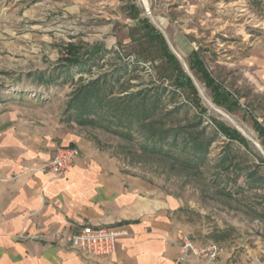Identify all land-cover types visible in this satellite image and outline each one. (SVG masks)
Listing matches in <instances>:
<instances>
[{
  "label": "rangeland",
  "instance_id": "374dc122",
  "mask_svg": "<svg viewBox=\"0 0 264 264\" xmlns=\"http://www.w3.org/2000/svg\"><path fill=\"white\" fill-rule=\"evenodd\" d=\"M69 46L82 60L80 68H64ZM192 53L227 104H216L191 70ZM38 75L51 83L38 84ZM96 78L110 83L116 97L148 90L152 100L159 98L155 120L166 128L190 126V138L210 142L207 166L189 174L144 152L146 140L137 131L129 140L105 127H83L132 175L155 182L182 205L183 236L198 246L210 241L224 251L236 248L238 255L244 246L264 242V139L255 128H264V0H0V101L24 95L62 104ZM109 120L105 116L100 124ZM218 124L245 143L229 142ZM184 139L187 133L178 147Z\"/></svg>",
  "mask_w": 264,
  "mask_h": 264
},
{
  "label": "crops",
  "instance_id": "0c3cea01",
  "mask_svg": "<svg viewBox=\"0 0 264 264\" xmlns=\"http://www.w3.org/2000/svg\"><path fill=\"white\" fill-rule=\"evenodd\" d=\"M66 102L24 95L0 101V264H201L176 263L186 229L179 221L182 205L155 182L132 175L68 120ZM59 147L79 154L65 177L55 179L46 166ZM83 226L122 232L115 252L90 257L34 239ZM235 249L216 264H264L262 240L255 249L244 246L243 255Z\"/></svg>",
  "mask_w": 264,
  "mask_h": 264
},
{
  "label": "trees",
  "instance_id": "16d2710c",
  "mask_svg": "<svg viewBox=\"0 0 264 264\" xmlns=\"http://www.w3.org/2000/svg\"><path fill=\"white\" fill-rule=\"evenodd\" d=\"M158 38L162 46L163 53L168 56L170 60L174 61V57L167 54L165 48V42L160 36H154ZM69 52L71 55L70 60L65 61V67L82 65V60L78 56L77 50L73 46H69ZM98 50L96 51V53ZM191 70H194L203 80L205 85L211 89L215 96V103L225 105L228 98L224 93H220L219 86L215 84L210 74L203 65V62L194 53L191 54ZM38 84L49 85L51 79L45 78L42 75H38L36 78ZM183 86V84H179ZM185 85L193 89L189 81L185 82ZM127 91H123L120 94H125ZM151 92L148 90H142L125 94L123 96H115L113 86L104 79L96 78L88 81L85 84L78 86L71 94L69 100L65 104L64 114L68 120L74 122L81 127L86 126H99L109 129L117 136H121L125 139L132 138L133 131H137V135L145 139L146 142L140 145L144 152L151 153L150 155L161 157L171 161L173 165L179 166L181 172H187L190 174H201L200 169L207 166L209 162L208 147L210 142L206 146L198 143L197 139L190 138L188 135V129L190 126H184L180 128H166L164 124H161V120H155L157 111V104L159 98L154 97L151 99ZM177 111L168 112L167 115H172ZM105 116H109L111 120L107 121L106 126L100 124V121ZM114 125V126H113ZM259 135L264 139V128L258 123L255 124ZM217 130L220 134H223L229 142H236L237 144H244V139L235 131H231L225 126L218 124ZM187 133L188 140H183V147H178V139L183 134ZM173 139L170 143L169 140ZM190 145V149H189ZM193 150V151H192ZM261 178L252 180L251 186L255 183H260Z\"/></svg>",
  "mask_w": 264,
  "mask_h": 264
},
{
  "label": "built area",
  "instance_id": "2783aa9c",
  "mask_svg": "<svg viewBox=\"0 0 264 264\" xmlns=\"http://www.w3.org/2000/svg\"><path fill=\"white\" fill-rule=\"evenodd\" d=\"M78 154L76 148L59 147L51 163L46 166V171L55 179L65 177ZM121 235L122 232L115 229L83 226L75 233L42 234L34 239L48 240L55 245L78 250L85 256L104 257L115 252L117 240ZM177 248L179 256L176 263L194 261L201 264H216L224 253L222 247L215 243L208 242L198 246L186 235L179 239Z\"/></svg>",
  "mask_w": 264,
  "mask_h": 264
},
{
  "label": "bare ground",
  "instance_id": "6f19581e",
  "mask_svg": "<svg viewBox=\"0 0 264 264\" xmlns=\"http://www.w3.org/2000/svg\"><path fill=\"white\" fill-rule=\"evenodd\" d=\"M142 1H144L145 2V0H142ZM214 108V107H213ZM219 114H222V113H220V111H218V110H216ZM222 116L227 120V121H229L230 123H232L234 126H236L248 139H250V140H252L253 141V139H252V137L250 136V134H249V132L248 131H246V130H244V129H242V128H240L235 122H233L232 120H231V118H229L227 115H225V114H222ZM246 129V128H245ZM253 136V135H252ZM257 142V141H256ZM257 149H258V147H257Z\"/></svg>",
  "mask_w": 264,
  "mask_h": 264
},
{
  "label": "water",
  "instance_id": "95a60500",
  "mask_svg": "<svg viewBox=\"0 0 264 264\" xmlns=\"http://www.w3.org/2000/svg\"><path fill=\"white\" fill-rule=\"evenodd\" d=\"M176 56L178 57V55L176 54Z\"/></svg>",
  "mask_w": 264,
  "mask_h": 264
}]
</instances>
